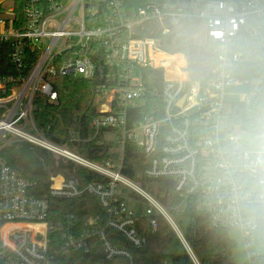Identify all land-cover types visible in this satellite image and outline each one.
Segmentation results:
<instances>
[{"label":"built area","instance_id":"built-area-1","mask_svg":"<svg viewBox=\"0 0 264 264\" xmlns=\"http://www.w3.org/2000/svg\"><path fill=\"white\" fill-rule=\"evenodd\" d=\"M77 9L79 17L74 18ZM23 13L25 24L17 26L14 0H0V43L10 44L9 63L15 71L0 75V151L15 142L27 143L104 179L80 185L58 174L50 178L46 194L39 195L34 182L0 155V264H66L74 253L89 252L93 239L100 242L106 260L135 264L132 249L146 242L137 227L140 216L152 230L163 219L199 264L170 212L189 215L195 209L207 215L211 226L234 230L223 218L211 181L221 172L217 153L232 131L231 107L240 103L247 108L259 90L258 79L240 78L234 71L244 62L264 65V0H145L131 13L123 0H27ZM147 22L160 24L162 33L170 27L200 29L214 53L209 80L191 81L186 56L178 52L183 59L178 70L184 76H169L167 65L162 59L156 63L154 55L172 51L157 38L141 35ZM100 48L109 69L106 76L116 84L94 88L97 113L90 125L96 132L119 135L117 155L104 163L49 140L33 117L36 94L50 101L57 98L45 76L93 77L97 67L91 55ZM137 67L164 70L160 117L132 120L128 112L143 104L145 89ZM250 81L252 88L239 99L227 98V88ZM6 133L11 137L4 141ZM127 140L148 158L144 176L151 182L149 188L120 171ZM160 182L177 195L178 202L170 208L156 196ZM84 195L97 200L104 213L102 225L94 217L79 223L74 213H62L51 203ZM109 229L126 245L115 243L107 235ZM239 235L247 246V261L237 264H260L253 258L259 253L253 240Z\"/></svg>","mask_w":264,"mask_h":264},{"label":"trees","instance_id":"trees-1","mask_svg":"<svg viewBox=\"0 0 264 264\" xmlns=\"http://www.w3.org/2000/svg\"><path fill=\"white\" fill-rule=\"evenodd\" d=\"M129 13L143 5L145 0H123ZM27 0H14V22L17 26L25 24L23 9ZM100 23L96 22L95 25ZM149 35L159 40L160 44L169 51L182 53L187 59V70L191 81L205 84L211 77L214 67V53L208 40L193 41L186 34L169 28L162 33L160 24L154 22L145 23V30L141 35ZM9 43H0V75L15 73L9 63ZM101 48L96 55H91L94 65L100 75L91 78L46 75L45 79L54 87L57 98L50 101L41 94H36L33 100L34 121L37 128L51 141L56 142L82 157L97 163H104L107 159L117 155L118 151L114 143L105 138V130L96 132L90 125L92 117L97 113L94 101V88L100 84L113 86L115 80L106 76L109 70L103 62ZM178 55L173 58H176ZM157 63V60L154 59ZM183 64V59L173 60L167 65L169 76L178 75V66ZM136 71L141 75L144 85L143 104L129 109L132 120L143 117L161 116L163 85V68L137 67ZM235 74L240 78H255L259 80V90L251 99L247 108L240 103L234 104L229 113V128H241L251 122L260 114H264V65L257 62L241 63ZM130 122V121H129ZM0 155L8 164L18 169L23 175L35 184V190L39 195H45L50 178L55 175L75 178L80 185L88 182L102 181L104 177L81 165L62 158L44 148L32 147L27 143L15 142L5 146ZM147 156L127 140L124 147V156L121 165V173L140 184L142 187H150L151 182L145 178L144 170L147 166ZM156 196L167 207L178 202L177 195L164 182L158 185ZM163 192V193H162ZM165 193V194H164ZM51 203L58 206L60 212L74 213L78 222L83 223L87 218L94 217L100 225L104 221V213L97 200L84 195L76 199H54ZM190 222L185 230V239L188 242L199 264H236L233 254L237 249L236 240L230 235L228 229L211 226L205 213L192 209L189 213ZM140 234L145 236L146 242L140 248L132 249L135 264H163L168 258L166 249L171 244L174 233L168 224L159 219L155 230L148 224L145 217L140 216L137 221ZM107 235L115 243L126 245L121 237L112 230H107ZM253 244L259 253L253 255L257 263L264 264V244L254 240ZM262 249V252L259 251ZM171 264H194L188 254L170 255ZM121 259L106 260L97 239L90 243L87 253H74L66 264H119Z\"/></svg>","mask_w":264,"mask_h":264},{"label":"clouds","instance_id":"clouds-1","mask_svg":"<svg viewBox=\"0 0 264 264\" xmlns=\"http://www.w3.org/2000/svg\"><path fill=\"white\" fill-rule=\"evenodd\" d=\"M217 162L211 183L225 222L264 244V114L225 136Z\"/></svg>","mask_w":264,"mask_h":264},{"label":"rangeland","instance_id":"rangeland-1","mask_svg":"<svg viewBox=\"0 0 264 264\" xmlns=\"http://www.w3.org/2000/svg\"><path fill=\"white\" fill-rule=\"evenodd\" d=\"M74 18H78L79 17V12L78 9L74 12L73 14ZM200 30V29H199ZM196 30V29H189V30H177L182 34H186L187 36H189L193 41H201L203 40V35L200 34V31ZM202 32V31H201ZM174 54L171 55H166L164 53L161 52H156L154 55V59H156L157 61L159 60H164V59H171L173 57L176 56V52L173 51ZM177 57L173 58L175 60L181 59L180 55L177 53ZM254 82L250 81V83L246 84V85H239V86H231L229 88H227V92H230L231 95H228L227 98L230 99H239V97H241L245 92H247L248 90H250L253 86ZM105 138L111 140L115 147L118 145L117 144V140L119 139V135L116 133H109V132H105L104 133ZM9 137H11V135L9 133H6L4 135L3 140L7 141L9 139ZM117 149V148H116ZM171 217L173 219V221L176 223V225L178 226L180 232L185 235V230L190 222V216L188 214H179L176 211H172L170 212ZM230 235L236 240L237 242V249L235 250L234 254H233V258L236 262V264L238 262H246L247 261V257H246V250H247V246L244 244L243 239L241 237V235H239V233L235 230H231L230 231ZM259 251L262 252V249H259ZM185 252V248L183 247L180 239L175 236L171 242V244L168 246V248L166 249V253L168 254V258L166 259V263L164 264H171V257L170 255H178V254H183Z\"/></svg>","mask_w":264,"mask_h":264},{"label":"bare ground","instance_id":"bare-ground-1","mask_svg":"<svg viewBox=\"0 0 264 264\" xmlns=\"http://www.w3.org/2000/svg\"><path fill=\"white\" fill-rule=\"evenodd\" d=\"M159 52H161V51H159ZM161 53H164V54H166V55H171L170 53H165V52H161ZM182 58V57H181ZM174 59L173 58H171V59H164V60H162L163 61V63H165L166 65H168V64H170L171 63V61H173ZM161 62V60H159V61H157V63H160Z\"/></svg>","mask_w":264,"mask_h":264},{"label":"water","instance_id":"water-1","mask_svg":"<svg viewBox=\"0 0 264 264\" xmlns=\"http://www.w3.org/2000/svg\"><path fill=\"white\" fill-rule=\"evenodd\" d=\"M98 73H99V72H98V69H95L94 76H98ZM165 183H166V184H169L170 181H169V180H166Z\"/></svg>","mask_w":264,"mask_h":264},{"label":"crops","instance_id":"crops-1","mask_svg":"<svg viewBox=\"0 0 264 264\" xmlns=\"http://www.w3.org/2000/svg\"><path fill=\"white\" fill-rule=\"evenodd\" d=\"M246 257H247V255H246Z\"/></svg>","mask_w":264,"mask_h":264}]
</instances>
